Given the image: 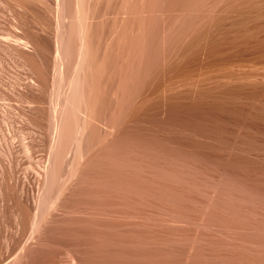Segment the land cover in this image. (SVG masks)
Returning <instances> with one entry per match:
<instances>
[{
  "label": "bare ground",
  "instance_id": "1",
  "mask_svg": "<svg viewBox=\"0 0 264 264\" xmlns=\"http://www.w3.org/2000/svg\"><path fill=\"white\" fill-rule=\"evenodd\" d=\"M62 115L63 191L111 264H264V0H63Z\"/></svg>",
  "mask_w": 264,
  "mask_h": 264
},
{
  "label": "rangeland",
  "instance_id": "2",
  "mask_svg": "<svg viewBox=\"0 0 264 264\" xmlns=\"http://www.w3.org/2000/svg\"><path fill=\"white\" fill-rule=\"evenodd\" d=\"M104 3L106 5L105 1L101 4L103 8ZM101 6L98 15L105 13ZM107 7L111 9L113 5ZM112 10H106V14H111ZM110 20L95 25L94 30L99 31L102 25L103 31L108 30V24L112 23ZM97 35H100L99 32ZM62 114L63 0H0V264H10V258L14 259L15 253L26 242H34V220L40 223L39 236L44 240L41 238L43 244L38 247L30 246V249L35 247L28 249V258L22 259L23 264H74L68 260L67 254L72 248L77 251L86 248L85 253L92 249L87 252L91 264L95 261L111 264L117 261V257L120 258L114 255L113 259L111 250L106 249L110 251L106 253L104 248H98L97 240L87 233L89 225L79 219L87 218L85 215L77 212L72 215L77 200L75 195L70 194L73 189L66 182L73 157L67 158L71 156L68 154L65 156L67 162L64 161ZM94 130H91L93 134L96 131L99 134L98 128L94 127ZM66 186L70 189H67L69 195L74 198L68 196L66 190L63 191ZM101 222L97 221L99 230L93 226L96 221L90 228L103 232ZM78 224H81L80 229ZM166 226L167 231L169 228ZM102 253L111 258L109 262L101 261ZM167 258L162 263H184L171 257L175 259L174 263L173 259ZM190 261L186 263L198 264ZM204 262L207 264V261ZM208 264L224 263L215 260Z\"/></svg>",
  "mask_w": 264,
  "mask_h": 264
}]
</instances>
